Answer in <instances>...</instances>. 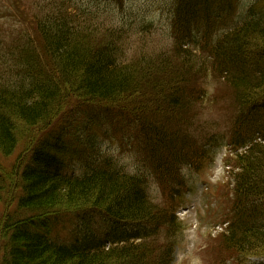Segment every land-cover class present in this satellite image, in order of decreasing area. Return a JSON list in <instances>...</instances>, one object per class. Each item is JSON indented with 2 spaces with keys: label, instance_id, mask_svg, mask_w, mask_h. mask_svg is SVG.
Segmentation results:
<instances>
[{
  "label": "trees",
  "instance_id": "obj_1",
  "mask_svg": "<svg viewBox=\"0 0 264 264\" xmlns=\"http://www.w3.org/2000/svg\"><path fill=\"white\" fill-rule=\"evenodd\" d=\"M213 1L219 0H191L193 5L183 0L182 12L178 11L180 23L189 24V18H196L197 8L207 15ZM68 17L57 14L41 27L40 43L48 59L45 66L27 46L20 49L16 79L0 81L2 160L19 152L21 139L36 129L53 127L73 106H119L146 96L151 97L147 103L156 113L165 109L168 124L186 123L179 112L188 111L192 103L188 83L190 73L196 72L189 68L193 60L184 63L186 69H180L184 64L176 69L173 60L163 56L121 63L117 44L103 46ZM225 36L215 46L211 44L210 50L218 69L234 77L230 84L246 124L229 141L232 148L244 151L235 154L233 203L223 218L228 225L219 237L222 244L218 251H223L232 264H243L250 256H264V15ZM127 110L140 119L136 118L137 123L143 120L141 126L149 141L145 145L164 153L163 163L168 158L175 164L194 165L199 156L182 160V150L188 146L180 132H172L167 124L156 129L130 104L126 110L120 109ZM66 134L67 130L54 137L49 133L34 145L22 168L17 163L19 192L16 207L2 229L0 264H173L179 230L175 215L155 213L141 176L122 172L117 164L102 157L95 145L85 144L82 151L70 149L64 142ZM9 189L7 178L0 172V204L7 199ZM78 213L107 217L140 230L115 229L108 240H103L81 222V240L71 245L52 241L50 219Z\"/></svg>",
  "mask_w": 264,
  "mask_h": 264
},
{
  "label": "rangeland",
  "instance_id": "obj_2",
  "mask_svg": "<svg viewBox=\"0 0 264 264\" xmlns=\"http://www.w3.org/2000/svg\"><path fill=\"white\" fill-rule=\"evenodd\" d=\"M184 1L185 4H194L191 0ZM182 2L0 0V81L16 79L22 58L20 49L27 46L33 48L43 66L47 64L48 59L40 43L41 27L57 14H68L72 24L81 28L84 34H93L92 39L103 46L106 43L117 44L121 63L163 56L172 59L176 69L188 59L193 60L191 65L189 63L192 68L188 67L196 71L195 74L190 73L192 77L188 83L192 86L191 96L188 97L192 103L188 111L179 112L181 118L186 120L182 125L168 124L165 109L156 113L154 106L147 103L151 97L145 96L119 106L108 103L73 106L56 120L53 127L36 129L21 139L19 152L14 157L9 160L0 158V172L11 188L5 202L0 204V248L7 216L16 207L17 187L20 185L17 163H21L22 168L41 138L49 133H53L54 137L67 130L64 142L70 149L82 151L88 144L95 145L102 157L117 164L122 172L143 178L147 197L156 214L175 213L179 230L173 264H222L228 260L223 251H218L222 244L219 237L225 233L228 224L223 223V218L230 212L233 203L232 190L237 172L233 155L244 150H234L227 144L233 139L235 131L246 123L241 120L243 111L239 107L238 95L230 84L234 77L231 72L224 74L218 69L210 45L215 46L246 21L264 15V0L213 1L207 15L197 8L196 18L192 21L189 18V24L185 25L178 19ZM180 69H186V64L181 65ZM129 104L137 107L140 116L152 122L156 129L167 124L172 132L177 130L186 137L188 147L182 150V160L184 162L199 156L195 158L194 165L188 166L190 162L175 164L168 158H164L166 163H163L165 154L156 152L154 146L145 145L149 141L141 126L143 120L137 123L139 118L129 115V110L120 111L126 110ZM174 111L177 113V110ZM248 119L249 116L246 121ZM211 138L214 140L208 145L207 141ZM153 140L157 141L155 138ZM75 173L71 172L73 175ZM81 222L86 223L96 238L103 240H108L116 230H140L136 225L116 224L107 217L64 214L50 219L47 224L49 237L58 244L71 245L82 239L78 233ZM261 255L250 256L243 264H264V256ZM232 263V260L226 262Z\"/></svg>",
  "mask_w": 264,
  "mask_h": 264
}]
</instances>
